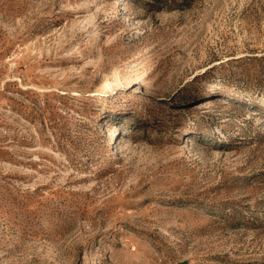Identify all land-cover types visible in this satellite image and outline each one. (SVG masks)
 <instances>
[{"label":"rangeland","instance_id":"374dc122","mask_svg":"<svg viewBox=\"0 0 264 264\" xmlns=\"http://www.w3.org/2000/svg\"><path fill=\"white\" fill-rule=\"evenodd\" d=\"M0 264H264V0H0Z\"/></svg>","mask_w":264,"mask_h":264}]
</instances>
